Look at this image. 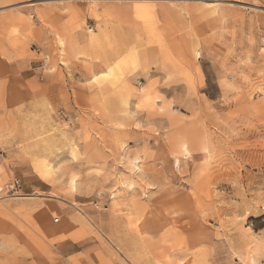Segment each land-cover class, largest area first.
Returning <instances> with one entry per match:
<instances>
[{
  "label": "rangeland",
  "instance_id": "1",
  "mask_svg": "<svg viewBox=\"0 0 264 264\" xmlns=\"http://www.w3.org/2000/svg\"><path fill=\"white\" fill-rule=\"evenodd\" d=\"M0 151V264H264V0H0Z\"/></svg>",
  "mask_w": 264,
  "mask_h": 264
},
{
  "label": "built area",
  "instance_id": "2",
  "mask_svg": "<svg viewBox=\"0 0 264 264\" xmlns=\"http://www.w3.org/2000/svg\"><path fill=\"white\" fill-rule=\"evenodd\" d=\"M3 158V153L0 151V160ZM15 184V183H14Z\"/></svg>",
  "mask_w": 264,
  "mask_h": 264
},
{
  "label": "bare ground",
  "instance_id": "3",
  "mask_svg": "<svg viewBox=\"0 0 264 264\" xmlns=\"http://www.w3.org/2000/svg\"><path fill=\"white\" fill-rule=\"evenodd\" d=\"M74 183V182H73ZM74 186V185H73ZM238 259V258H237Z\"/></svg>",
  "mask_w": 264,
  "mask_h": 264
}]
</instances>
